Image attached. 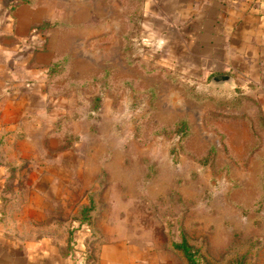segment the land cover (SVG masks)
Wrapping results in <instances>:
<instances>
[{"label":"rangeland","instance_id":"374dc122","mask_svg":"<svg viewBox=\"0 0 264 264\" xmlns=\"http://www.w3.org/2000/svg\"><path fill=\"white\" fill-rule=\"evenodd\" d=\"M29 2L55 24L50 47L71 54V72L43 95L16 92L42 82L28 68L39 62L0 72V233L71 264H187L173 245L181 238L203 264H264L262 116L210 84L180 8Z\"/></svg>","mask_w":264,"mask_h":264},{"label":"crops","instance_id":"0c3cea01","mask_svg":"<svg viewBox=\"0 0 264 264\" xmlns=\"http://www.w3.org/2000/svg\"><path fill=\"white\" fill-rule=\"evenodd\" d=\"M30 5L29 0H0V72L13 65L27 66L34 60L39 65L28 68L42 69V82L38 78L25 79L16 92L26 90L24 84L28 81L44 83L45 61L67 56L71 72V54H53L50 47L52 41L48 34L56 28L55 24L44 23L41 5L35 10ZM162 5L167 12L176 6L180 8L181 16L186 19V29L182 32L180 28V33L195 45L197 63L210 64L208 70L214 71L210 78L221 73L233 78L232 87H213L244 95L257 107L264 128V0H167ZM34 25L36 29L29 32ZM45 25L51 27L43 32ZM102 36L106 39L107 32L99 34L98 39ZM93 39L96 41L97 35ZM28 89L37 91L38 88ZM40 94L43 95L41 91ZM22 246L23 243H14L0 233V264H71L61 257L60 250L46 249L42 243Z\"/></svg>","mask_w":264,"mask_h":264},{"label":"trees","instance_id":"16d2710c","mask_svg":"<svg viewBox=\"0 0 264 264\" xmlns=\"http://www.w3.org/2000/svg\"><path fill=\"white\" fill-rule=\"evenodd\" d=\"M51 26H47L45 25L43 28H42V31L43 32H46L48 29H50ZM69 58L67 56H60V57H57L55 58L54 60H48V61H45V64H44V77H45V80L47 82H50V86L49 87H45V85H39V84H35V82L33 81H28L24 84L25 87H29V86H32L30 88H34V89H40L41 90V93L44 94L45 93V90H50L52 91V93L55 94V92H57V89H60V87L58 88H54L53 87V84L56 82V81H59V80H64L66 79L68 73H69ZM131 63H133L131 61ZM104 78H108L107 74H101V75H97L95 77H92L90 79H84V80H81L82 82H85L86 84L87 83H90L93 81H96V80H101L103 81L102 79ZM105 81V80H104ZM45 82V81H44ZM73 83V85L77 84L79 82V80H75V81H71ZM85 83H84V87H85ZM78 87H81V85L77 84ZM103 85V83H102ZM45 87V88H44ZM107 89H111L110 86H106ZM55 89V90H54ZM46 90V91H47ZM49 93V92H47ZM99 97H96V101L98 100ZM100 99V98H99ZM177 125H179L181 128L180 130H178V132L180 131L181 134L183 135L181 138H185V140H187L189 138V132H188V125H187V122L186 121H180ZM178 128V129H179ZM185 133V134H184ZM183 139H180V144L184 143L183 141H185ZM209 153H212V154H215L217 153V148L214 146V145H211L209 147V150H208ZM214 160V156H212L211 158L208 157L207 160H205V162H213ZM262 176H263V184H264V165H263V171H262ZM174 248L176 250H179L181 252V256L185 259L186 263L187 264H203L198 256V250L194 248L193 245H191L189 243V241L186 239V238H181V240L177 243H174Z\"/></svg>","mask_w":264,"mask_h":264},{"label":"water","instance_id":"95a60500","mask_svg":"<svg viewBox=\"0 0 264 264\" xmlns=\"http://www.w3.org/2000/svg\"><path fill=\"white\" fill-rule=\"evenodd\" d=\"M212 86L232 87L234 85L233 78L228 74H216L210 78Z\"/></svg>","mask_w":264,"mask_h":264}]
</instances>
